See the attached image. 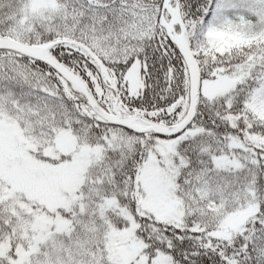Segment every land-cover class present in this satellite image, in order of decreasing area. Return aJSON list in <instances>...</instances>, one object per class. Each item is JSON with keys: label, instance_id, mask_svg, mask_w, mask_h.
<instances>
[{"label": "snow or ice", "instance_id": "obj_1", "mask_svg": "<svg viewBox=\"0 0 264 264\" xmlns=\"http://www.w3.org/2000/svg\"><path fill=\"white\" fill-rule=\"evenodd\" d=\"M0 264H264V0H0Z\"/></svg>", "mask_w": 264, "mask_h": 264}]
</instances>
